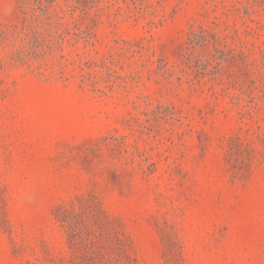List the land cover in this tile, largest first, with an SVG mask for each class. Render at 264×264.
<instances>
[{
    "label": "rangeland",
    "instance_id": "1",
    "mask_svg": "<svg viewBox=\"0 0 264 264\" xmlns=\"http://www.w3.org/2000/svg\"><path fill=\"white\" fill-rule=\"evenodd\" d=\"M0 264H264V0H0Z\"/></svg>",
    "mask_w": 264,
    "mask_h": 264
}]
</instances>
